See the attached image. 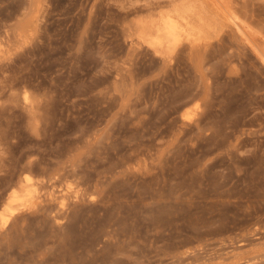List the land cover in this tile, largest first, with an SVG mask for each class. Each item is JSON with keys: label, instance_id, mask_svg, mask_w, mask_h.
<instances>
[{"label": "rangeland", "instance_id": "374dc122", "mask_svg": "<svg viewBox=\"0 0 264 264\" xmlns=\"http://www.w3.org/2000/svg\"><path fill=\"white\" fill-rule=\"evenodd\" d=\"M0 218V264H264V0H0Z\"/></svg>", "mask_w": 264, "mask_h": 264}, {"label": "bare ground", "instance_id": "6f19581e", "mask_svg": "<svg viewBox=\"0 0 264 264\" xmlns=\"http://www.w3.org/2000/svg\"><path fill=\"white\" fill-rule=\"evenodd\" d=\"M193 2V1H192ZM192 6V3H190ZM186 6V7H182L181 9H176V12L178 13V15H171V14H167L166 16H162L159 22H156L153 26V28H156V32H157V41L155 39H153L154 41H156L155 43H157L158 45H164L166 48V45L168 46L167 48H169L170 46H175V44L178 41V37H179V32H181V30L184 28H182L181 23L179 21L180 18H182L183 16H180V10L187 12V11H192V7L195 5L190 7ZM196 9V8H195ZM190 14V13H189ZM187 15V14H186ZM192 15V13H191ZM194 15V14H193ZM192 15V16H193ZM199 16V15H198ZM190 18V17H189ZM148 20V19H147ZM185 20V18H184ZM201 20V19H200ZM236 21V20H235ZM187 22V21H186ZM202 22V21H201ZM236 23V22H235ZM240 23V22H239ZM192 24V23H191ZM149 25V24H148ZM189 25V24H188ZM235 25V24H234ZM187 26V24H186ZM192 26V25H191ZM238 27L240 25H237ZM242 26V25H241ZM241 26L239 28H241ZM194 28V27H193ZM198 29V28H195ZM189 31V30H187ZM154 44V43H153ZM155 45V44H154ZM153 45V46H154ZM150 46V45H149ZM156 47V46H155ZM166 48V51H167ZM158 49V48H157ZM156 49V50H157ZM162 49V48H161ZM174 49V48H173ZM171 49H168V52ZM162 51V50H161ZM154 52V51H153ZM160 52V51H159ZM165 52V51H164ZM163 52V53H164ZM172 53V52H171ZM261 53V52H260ZM161 54V52H160ZM163 55V54H162ZM155 56V55H154ZM190 104V103H189ZM206 108V107H205ZM187 117V116H186ZM199 118V117H198ZM55 195V194H54ZM61 199V198H60ZM66 199V197H65ZM59 205V204H58ZM9 211H11V208L9 209ZM15 211V210H14ZM13 214V213H12ZM9 217V216H8ZM3 218V217H2ZM1 219V218H0ZM4 221V220H2Z\"/></svg>", "mask_w": 264, "mask_h": 264}]
</instances>
